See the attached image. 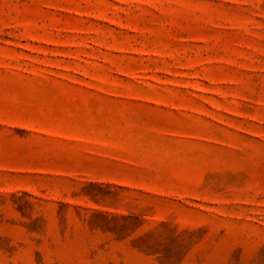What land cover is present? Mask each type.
I'll use <instances>...</instances> for the list:
<instances>
[{
  "label": "rangeland",
  "instance_id": "rangeland-1",
  "mask_svg": "<svg viewBox=\"0 0 264 264\" xmlns=\"http://www.w3.org/2000/svg\"><path fill=\"white\" fill-rule=\"evenodd\" d=\"M0 264H264V0H0Z\"/></svg>",
  "mask_w": 264,
  "mask_h": 264
}]
</instances>
